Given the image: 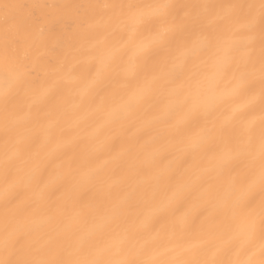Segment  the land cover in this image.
Returning <instances> with one entry per match:
<instances>
[{"label":"bare ground","instance_id":"obj_1","mask_svg":"<svg viewBox=\"0 0 264 264\" xmlns=\"http://www.w3.org/2000/svg\"><path fill=\"white\" fill-rule=\"evenodd\" d=\"M260 0H0V264H264Z\"/></svg>","mask_w":264,"mask_h":264},{"label":"snow or ice","instance_id":"obj_2","mask_svg":"<svg viewBox=\"0 0 264 264\" xmlns=\"http://www.w3.org/2000/svg\"><path fill=\"white\" fill-rule=\"evenodd\" d=\"M261 4V18L264 20V0H260ZM262 71H264V68H262ZM261 151L262 154H264V142L261 144ZM261 181L264 182V166H262L261 169ZM261 224L264 225V210H262V216H261ZM6 264H13V262H6ZM15 264H20V262H15ZM92 264H96V262H92Z\"/></svg>","mask_w":264,"mask_h":264}]
</instances>
